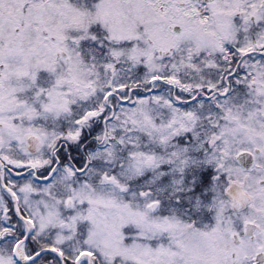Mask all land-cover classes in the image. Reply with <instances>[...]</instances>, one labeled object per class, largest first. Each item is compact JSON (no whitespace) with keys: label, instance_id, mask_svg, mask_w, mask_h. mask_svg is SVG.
Segmentation results:
<instances>
[{"label":"snow or ice","instance_id":"snow-or-ice-1","mask_svg":"<svg viewBox=\"0 0 264 264\" xmlns=\"http://www.w3.org/2000/svg\"><path fill=\"white\" fill-rule=\"evenodd\" d=\"M0 264H264V0H0Z\"/></svg>","mask_w":264,"mask_h":264}]
</instances>
